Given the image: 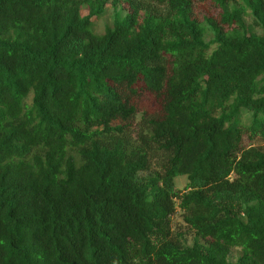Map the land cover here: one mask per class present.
I'll list each match as a JSON object with an SVG mask.
<instances>
[{
    "label": "trees",
    "instance_id": "trees-1",
    "mask_svg": "<svg viewBox=\"0 0 264 264\" xmlns=\"http://www.w3.org/2000/svg\"><path fill=\"white\" fill-rule=\"evenodd\" d=\"M245 138L264 0H0V264H264Z\"/></svg>",
    "mask_w": 264,
    "mask_h": 264
},
{
    "label": "rangeland",
    "instance_id": "rangeland-1",
    "mask_svg": "<svg viewBox=\"0 0 264 264\" xmlns=\"http://www.w3.org/2000/svg\"><path fill=\"white\" fill-rule=\"evenodd\" d=\"M112 18V13L111 10L108 9L107 13L99 18L97 21H95V25L93 29L97 33H102L106 24L110 23ZM141 106H144L148 110H154L155 108V103L151 97H146L143 102L140 103ZM243 121H247V115L243 116ZM244 147L247 146H257L260 147L264 150V139L263 138H258L257 140H254L253 142L249 141L248 139H244L243 142ZM175 183L178 188L182 189L186 183V177L185 176H179L175 178ZM172 222H173V229L175 232H179L182 234V236H185L187 239V243L191 244L192 243V231L189 229V227L184 223L181 215V211L177 210L176 213L172 217Z\"/></svg>",
    "mask_w": 264,
    "mask_h": 264
}]
</instances>
